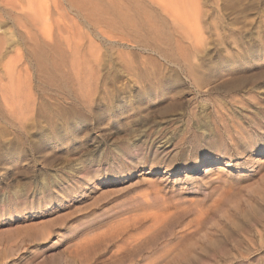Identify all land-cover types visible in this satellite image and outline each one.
I'll use <instances>...</instances> for the list:
<instances>
[{
	"label": "rangeland",
	"instance_id": "374dc122",
	"mask_svg": "<svg viewBox=\"0 0 264 264\" xmlns=\"http://www.w3.org/2000/svg\"><path fill=\"white\" fill-rule=\"evenodd\" d=\"M202 2L200 34L122 36L97 0H0V264H264V153L228 164L264 136V0ZM227 54L240 87L192 82ZM124 218L147 231L108 243Z\"/></svg>",
	"mask_w": 264,
	"mask_h": 264
},
{
	"label": "bare ground",
	"instance_id": "6f19581e",
	"mask_svg": "<svg viewBox=\"0 0 264 264\" xmlns=\"http://www.w3.org/2000/svg\"><path fill=\"white\" fill-rule=\"evenodd\" d=\"M92 1L93 0H73V3L78 8V10L82 12L84 10L85 11L88 10V7L92 3ZM97 1L101 3H105L109 11L117 16V25L118 28H120L122 36L123 34L126 35L127 33L131 36L134 33L140 34L144 31H147L149 28L156 26L158 23L163 24L164 21L166 20L171 21V23H173V25L175 26L186 28L189 31H192L194 34H200L199 30L201 29V23H202L201 14H203L202 11L204 8L202 0H97ZM149 30L155 32L154 28H151ZM227 55H226L227 57L220 58L218 60V62L214 66V69L202 68L198 72L195 68H188V71L191 74L192 82L199 87L205 86L207 84H208L207 87L209 85L210 86L212 85L215 88H220L223 85L225 86V84H229V89H236L240 87L242 83L241 80L242 75H244L242 72H239L241 66L239 62L240 59L235 58L233 54H227ZM212 74H213V82L210 81L209 79L210 75ZM229 121L230 122L232 121L233 126L234 123L237 122L235 117H232ZM238 127H239L238 128L239 131L242 130L244 133H246V129L248 128L251 129L252 125L248 127L245 122L240 121L238 123ZM260 130H263V127H261ZM262 132L258 134L248 132V136L245 137V142H244L246 144L245 146H243L244 149L246 148V154L244 157L245 159L240 163L237 162L238 159L230 160L228 164L235 167H240L242 165L244 168L250 169L251 167L250 163H252L253 160L252 153H255L257 149L262 153H264V136L262 135ZM251 147L253 148L254 152L252 151ZM261 148H263V150H260ZM242 153L244 154L245 151H243ZM208 156L209 155H202L201 157L198 158V161H196L195 163L192 162L191 164L189 163L188 165L184 164L183 167L186 168L187 171H189V173L197 172L200 170V167L202 166L204 167L209 163V161H211V158H207ZM262 162L263 159L260 158L259 164ZM174 165L177 166L178 164L175 162ZM262 192H264V187ZM193 200L190 203L195 204L196 201ZM158 204H159L158 202L153 201L150 204V206L155 207V210H153V212L145 214L144 217L147 216L149 217L150 215H153V217L156 219L155 222L157 223L159 221L161 222L164 221L172 214V211L173 212L175 211L173 209L171 210L170 205L169 204L166 205V202L162 203L161 205ZM178 204L177 203L174 204V207L176 209H178L181 205ZM195 205L197 207L198 204ZM262 205H264V197L259 199L258 205H256L257 207L256 206L255 207L257 208V210L260 209V211L263 212L262 207L264 206ZM203 210H204L203 208L199 209L200 215L204 214ZM147 211L149 212L150 209L149 210L147 209ZM260 211H258L259 214ZM259 214L257 215L262 216L261 214L260 215ZM256 216L254 215V217ZM133 219L127 218L123 220L125 221L124 223L120 221L112 225V228H110L107 232H105L106 241L110 244L111 242L112 243L120 242L119 247H121L123 243V237L129 231L130 232L128 236L130 238H135L136 235L142 233L143 231L144 232L147 231L148 227L147 228L143 227L141 223L137 222L136 220L134 221ZM244 220H246V217H244ZM131 228H134V230L137 231L136 235L135 233L133 234L131 233ZM132 242L133 240L129 242L128 245H131Z\"/></svg>",
	"mask_w": 264,
	"mask_h": 264
}]
</instances>
